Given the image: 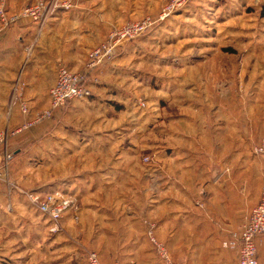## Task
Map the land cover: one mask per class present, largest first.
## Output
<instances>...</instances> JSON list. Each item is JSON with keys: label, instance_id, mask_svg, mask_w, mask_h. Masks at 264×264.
I'll list each match as a JSON object with an SVG mask.
<instances>
[{"label": "crops", "instance_id": "1", "mask_svg": "<svg viewBox=\"0 0 264 264\" xmlns=\"http://www.w3.org/2000/svg\"><path fill=\"white\" fill-rule=\"evenodd\" d=\"M36 1L9 0V11ZM139 1L75 0L71 10L59 7L42 26L24 20L0 30V134H8L4 151L10 155L0 179V264H79L88 249L101 253L107 264L118 258L123 264H149L153 254L144 235L151 226L182 264L208 253L213 264L239 263L220 243L243 226L241 195L226 190L237 183L225 164L239 145L240 112L228 125L219 115L216 133L209 120L200 128L194 119L184 127L166 125L167 135L153 139L152 163H144L145 155L128 151V119L122 121L127 113L112 104L124 100V56L100 71V84L92 86L94 101L76 102L36 129L20 131L27 120L21 104L34 113L47 110L58 68L83 71L89 52ZM164 127L155 123L153 131ZM34 149L40 155L37 167L31 164ZM21 159L28 164L13 170L11 164ZM3 164L2 158L0 168ZM214 169L220 171L216 179ZM55 186L70 192L64 195L73 207L58 223H48L26 194ZM256 243L264 264V235Z\"/></svg>", "mask_w": 264, "mask_h": 264}, {"label": "rangeland", "instance_id": "2", "mask_svg": "<svg viewBox=\"0 0 264 264\" xmlns=\"http://www.w3.org/2000/svg\"><path fill=\"white\" fill-rule=\"evenodd\" d=\"M174 2L175 0L136 2L134 7H130L129 16L122 17L120 23L114 24L95 47L104 44L114 30L127 23L147 18L154 23L147 35L128 43L122 49L128 47L121 62L126 66L122 72H126L128 76L125 77L123 89L127 114L123 115L122 121L132 120L133 113L137 111L145 113V117L154 116L162 127L165 126L156 132L153 129L147 132L141 126L129 128L126 137L128 149L145 155L144 159L149 158V154L153 152L154 137L167 135L166 125L174 123L184 127L186 120L194 119V123H199L198 128L203 127V123L209 120L206 110L217 102L215 94L224 97L226 110L233 111L241 107L246 109V106L251 105L252 110L264 113V0H189L175 7L161 21L160 15L164 8ZM121 51L103 68L114 67ZM103 68L93 74V78L98 80L95 85L100 84L98 74ZM158 98L166 100L162 103L167 104L165 108L159 105ZM240 114L238 124L251 121L247 113ZM225 123L228 125L229 121ZM255 126L256 131L249 138L250 156L252 153L256 155L257 143L264 136V122L255 123ZM151 163L150 159L148 164ZM250 163L263 177L264 157L256 155ZM31 164L37 167L39 162L33 160ZM234 164L241 165L244 162L237 161ZM234 164H226L230 172L233 171ZM226 172L228 173L227 170ZM230 176L229 173L227 177ZM236 182V185L231 183L226 190L240 193V198L244 200L246 185ZM246 214L247 210H244L239 219L242 225ZM241 228L239 226L238 230ZM146 243L153 254V260L149 264H164L149 241ZM209 243L212 246L215 242ZM222 246L221 242L220 247ZM173 259L179 263L184 262ZM84 260L87 261V256H84ZM189 260L192 261L190 264H213V257L209 253Z\"/></svg>", "mask_w": 264, "mask_h": 264}, {"label": "built area", "instance_id": "3", "mask_svg": "<svg viewBox=\"0 0 264 264\" xmlns=\"http://www.w3.org/2000/svg\"><path fill=\"white\" fill-rule=\"evenodd\" d=\"M75 0H67L58 4L56 0H38L37 2L24 7L18 12L8 11V0H0V30H9L22 21L42 26L47 17L54 13L59 7L64 10H71ZM189 0H175L174 3L164 8L160 20H165L172 13L175 7L181 6ZM179 2V3H178ZM153 22L147 18L139 22H130L120 29L114 30L108 40L101 46L93 49L88 54L85 68L81 72H72L65 66L58 68L57 81L50 90L49 108L40 113L34 121L27 122L20 129L26 130L29 127L38 125L52 117L55 111L64 108L73 101H84L92 96L90 84H97V78L93 74L101 68L109 65L114 57L130 42L144 37L152 29ZM21 112L29 114L27 103L21 104ZM7 133L0 134V159L3 158V166L0 168V179H3L8 170L10 155L4 151L7 145ZM6 150V149H5ZM255 154L264 157V138L259 146L255 148ZM150 163L149 158L144 159ZM28 202L35 210L50 222L58 223L66 213L73 207V202L68 199L62 191H56L47 195L39 193L26 194ZM78 220V217H75ZM155 227H150L148 238L155 246L158 256L164 264H182L176 262L165 244L159 241L155 235ZM57 229L53 228L55 232ZM264 235V177L260 203L253 209L250 216L238 233L233 234L232 239L223 243V248L237 252L239 264H258L257 243L258 237ZM88 264H105L97 252H90L87 256ZM119 264V263H114Z\"/></svg>", "mask_w": 264, "mask_h": 264}, {"label": "trees", "instance_id": "4", "mask_svg": "<svg viewBox=\"0 0 264 264\" xmlns=\"http://www.w3.org/2000/svg\"><path fill=\"white\" fill-rule=\"evenodd\" d=\"M8 11H9V6H8ZM10 12V11H9ZM132 44H135V43H132ZM128 48V47H127ZM127 48H125L124 50H122V54L120 55L119 58H122L124 57L126 54H127ZM70 69V68H69ZM71 70V69H70ZM73 71V70H71ZM154 81V80H153ZM92 84V85H91ZM90 86L92 88L93 83H91ZM124 95V94H123ZM215 98L217 100L216 104L214 106H211L209 108V110L207 111L206 110V113L208 114V119L210 121V123L212 124V127L213 129L215 130V133H216V125H215V121H216V118L219 116V115H223L224 116V121H231L233 120V116L234 115H237L239 112L240 113H247L248 115L252 114L254 119H252V121L250 122H247L246 124H238L237 127L238 129L240 130V136H237L239 140V145H238V148L237 146L235 145V148L232 149L231 151V155H230V159L229 161L226 160L225 164H229V163H232L231 160H233V157L236 158L239 154H240V158H239V162H244V164H241V165H238V164H234V168H233V171L231 172V175L232 177L235 179V181H238V183H242V184H245L246 185V192L244 194L245 196V199L243 200V198L241 199V207L243 210H247V214H246V220L248 219V217L250 216L251 212L253 211V209L255 207L258 206V204L260 203V198H261V194L260 192L262 193V185H263V177L262 175L260 176L259 172L257 171V169L254 168L253 164L250 163L252 159H254V153H252V156H250V152H249V149L251 147V143L249 142V138L252 134L255 133L256 131V126H255V123H263L264 122V113L263 112H257V111H254L252 110V107L251 105H248L246 106V109L245 108H240V109H233V111H230V109L226 110V105H225V100H224V97H219L217 96V94H215ZM96 98L95 96L93 95L92 93V96L89 97L88 99L84 100V101H73V102H70L68 103L64 108L62 109H59L57 111L54 112V114L52 115V117L49 119V120H52L55 113L56 112H65L68 110V108H70L73 104H75L76 102H85V103H90L92 101H94ZM125 100V99H124ZM124 100L122 102H119L117 100L113 101L112 104L116 107L117 111H125L126 112V102H124ZM158 101H159V105H161L163 108H165L164 106L167 104H162L163 102H165L166 100L165 99H162V98H158ZM160 106V107H161ZM224 106L225 107V110L224 111H221V107ZM28 108H29V114L26 115L27 116V120H26V123L27 122H31V121H34L37 116L41 113H34L32 111V109L29 107L28 105ZM244 110V112H242V110ZM221 111V112H219ZM133 113V110L132 112ZM134 116H133V119L132 120H128V122L125 124V126L128 128V132H129V128H136V127H142L144 128L145 130H147V132H150L152 129H154V125L152 126V124H149V123H157L158 120H155V118L153 117H145L146 114L145 113H139L137 111H135L134 113ZM257 119V120H256ZM256 120V121H255ZM46 121L48 120H45L43 121L42 123L38 124V125H35V126H32V127H29L27 128L26 130H23L22 132H28L30 130H34L36 129L37 127L41 126L43 123H45ZM255 122V123H254ZM25 125V124H24ZM23 125V126H24ZM22 126V127H23ZM255 126V127H254ZM21 132V133H22ZM226 136H227V132H226ZM264 138V136L260 139V141L257 143V146H259L262 142V139ZM114 140V139H113ZM109 144L107 145H104L102 147L103 150H107L110 146H108ZM256 146V147H257ZM246 149V150H245ZM129 152L131 153H134L136 151L134 150H131L129 149L128 150ZM172 151H169L168 153H171ZM32 155L35 156L36 160L38 162H41L40 161V155L39 153L36 151V149H34L33 152H31ZM20 157V155H17L15 157L18 158ZM14 161H12L13 163ZM237 162V161H235ZM25 164H28V161L26 160H23L21 159L18 163H13L11 164V168H13V170H18L22 167V165H25ZM233 166V165H232ZM237 183V182H236ZM57 186V185H56ZM54 187L53 189H50V190H44L43 191H35L41 195H47V194H50V193H54L56 191H62L63 193L67 194V193H70L68 190H66L65 188H60V187ZM256 187V188H255ZM252 199V200H251ZM238 203V200L236 201V204ZM253 207V208H251ZM246 208V209H245ZM251 208V209H250ZM250 210V211H249ZM38 213V212H37ZM37 216H42L40 213L37 214ZM43 220L44 222H48L49 221L43 217ZM245 220V222H246ZM244 222V223H245ZM244 225V224H243ZM240 231V230H239ZM239 231L237 232H234V233H231L230 235V238L228 240H231L232 239V236L233 234L235 233H238ZM51 234V233H50ZM52 237H54V235L52 234ZM144 238L146 240V242L149 241V243L153 246V249L155 251V253H157L156 251V248L155 246L150 242V239L148 238V232L146 231L145 235H144ZM227 240V241H228ZM67 244L69 245H72L71 242H67ZM168 249V251L172 254V251H171V248H170V243L165 241L164 243ZM223 247V246H222ZM224 249V248H223ZM225 250H228V249H225ZM228 251H231L233 252L232 250H228ZM90 252H96V251H93V250H85L83 252V256H88V254ZM235 252V251H234ZM98 253V252H97ZM237 253V252H236ZM100 259L103 261L102 257H101V253H98ZM238 255V254H237ZM258 255V254H257ZM174 258V257H173ZM67 259H68V256L65 257V262H67ZM239 260V259H238ZM257 260H258V256H257ZM73 263H77L75 261H72ZM71 262V263H72ZM104 262V261H103ZM105 263V262H104ZM114 263H119V264H123V260L121 258H118L116 261L110 263V264H114ZM79 264H88L86 260L83 259V261ZM107 264V263H105ZM258 264H259V260H258Z\"/></svg>", "mask_w": 264, "mask_h": 264}, {"label": "water", "instance_id": "5", "mask_svg": "<svg viewBox=\"0 0 264 264\" xmlns=\"http://www.w3.org/2000/svg\"><path fill=\"white\" fill-rule=\"evenodd\" d=\"M219 173H220L219 170L214 169V170L212 171V177H213V179H216V178L219 176Z\"/></svg>", "mask_w": 264, "mask_h": 264}]
</instances>
